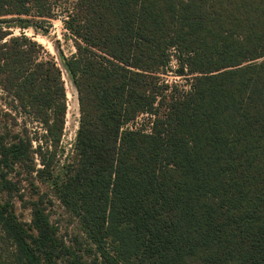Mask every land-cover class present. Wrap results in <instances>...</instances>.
I'll return each instance as SVG.
<instances>
[{"label": "trees", "instance_id": "trees-1", "mask_svg": "<svg viewBox=\"0 0 264 264\" xmlns=\"http://www.w3.org/2000/svg\"><path fill=\"white\" fill-rule=\"evenodd\" d=\"M55 18L52 0H0V191L16 165L47 180L94 245L92 264H264V0H75L63 23L80 119L61 169L63 71L10 31ZM140 116L150 126L132 127ZM31 208L27 226L0 201L13 247L0 264L64 256Z\"/></svg>", "mask_w": 264, "mask_h": 264}, {"label": "rangeland", "instance_id": "rangeland-1", "mask_svg": "<svg viewBox=\"0 0 264 264\" xmlns=\"http://www.w3.org/2000/svg\"><path fill=\"white\" fill-rule=\"evenodd\" d=\"M55 6L56 18L51 20V25L45 28L35 29L32 26L24 30L19 28L21 22L10 26V31L13 35L18 36L24 33L27 37L40 44L53 57L63 71V78L66 84L68 111L66 117V127L64 136L62 138L61 149L57 156V169H61L69 157L72 155L73 145L76 134L79 129L80 111L77 98V92L67 73L65 66V59L70 58L75 52V46L70 38V34L65 30L63 19L67 12L71 9L75 0H52ZM12 18V17H9ZM31 23L33 18L22 17ZM24 22L23 24H25ZM172 71L176 70L177 63L174 61L171 64ZM169 71L166 76H162L167 83L178 89L189 91L192 82L191 77L181 78ZM18 117V123L14 125V132L18 133L22 130V120ZM149 116H140L132 127L139 128L141 126H150ZM130 125V126H131ZM31 131H33L31 129ZM38 163V162H37ZM40 167L39 164H37ZM59 165V166H58ZM7 178L13 183V190L0 191V201L2 203H10L13 206L18 219L26 224L31 225L32 222V208L31 203H40L42 208L48 215L51 224L57 232L59 243H63L66 250L57 261V264H92L94 257L87 253L90 247L95 250L90 240L82 235L78 220L73 217L72 213L65 208L61 202L56 198L51 184L38 176L35 173L30 174L24 168L16 165L8 174ZM13 251L12 244L4 238L0 228V253L9 254Z\"/></svg>", "mask_w": 264, "mask_h": 264}]
</instances>
